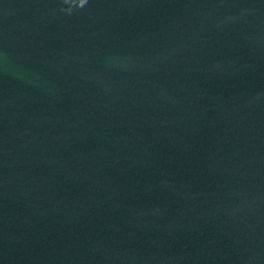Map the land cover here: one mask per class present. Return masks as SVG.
Returning a JSON list of instances; mask_svg holds the SVG:
<instances>
[{
	"label": "water",
	"instance_id": "obj_1",
	"mask_svg": "<svg viewBox=\"0 0 264 264\" xmlns=\"http://www.w3.org/2000/svg\"><path fill=\"white\" fill-rule=\"evenodd\" d=\"M0 264H264V0H0Z\"/></svg>",
	"mask_w": 264,
	"mask_h": 264
}]
</instances>
